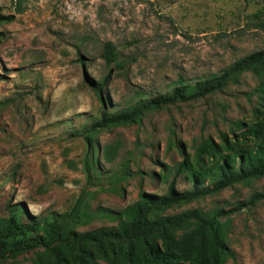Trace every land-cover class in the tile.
Listing matches in <instances>:
<instances>
[{
  "label": "rangeland",
  "instance_id": "374dc122",
  "mask_svg": "<svg viewBox=\"0 0 264 264\" xmlns=\"http://www.w3.org/2000/svg\"><path fill=\"white\" fill-rule=\"evenodd\" d=\"M263 3L243 0H0V218L21 206V221L68 212L80 199L92 213L78 231L115 225L141 192L163 194L175 166L206 138L252 146L240 124L261 118L264 80L241 73L213 94L145 113L138 121L82 131L140 98L218 73L264 48ZM112 42L121 66L107 65ZM105 80L98 93L92 85ZM264 94V93H263ZM93 161L95 169L84 170ZM176 178V188L191 183ZM257 194L255 201L246 206ZM227 211L223 264H264V176L170 210ZM123 244L116 254L123 253ZM42 248L0 259L41 264ZM92 264H119L94 250ZM66 264H76L71 258Z\"/></svg>",
  "mask_w": 264,
  "mask_h": 264
},
{
  "label": "trees",
  "instance_id": "16d2710c",
  "mask_svg": "<svg viewBox=\"0 0 264 264\" xmlns=\"http://www.w3.org/2000/svg\"><path fill=\"white\" fill-rule=\"evenodd\" d=\"M263 3L255 16L264 26V0H243ZM11 16L0 14V23ZM115 45L106 41L102 56L107 65L121 66ZM246 71L264 75V48L236 59L216 74L186 83L179 78L171 90L140 98L119 112L103 115L82 131L88 150L94 151L89 134L99 128L138 121L151 111L199 99L223 90L230 81ZM105 80L92 87L98 93ZM264 100V80L259 85ZM244 129L241 136L252 137V146H235L227 136L218 143L206 138L191 161L184 157L174 169V176L163 194L141 192L139 198L123 209L110 213L115 225L78 231L77 225L89 222L92 213L76 201L71 210L53 212L43 219L21 221V206H13L7 217L0 218V259L15 257L42 248L47 261L41 264H66L71 258L76 264H92L94 250L119 264H223L233 256L226 240L227 211L222 208L203 211L198 208L171 213L170 210L220 192L233 184L264 176V110L259 121ZM95 169L93 161L84 162V170ZM191 183L188 189L176 188V178ZM257 194L238 207L252 204ZM123 244V253L116 247Z\"/></svg>",
  "mask_w": 264,
  "mask_h": 264
}]
</instances>
